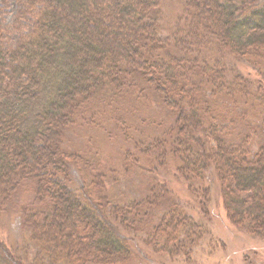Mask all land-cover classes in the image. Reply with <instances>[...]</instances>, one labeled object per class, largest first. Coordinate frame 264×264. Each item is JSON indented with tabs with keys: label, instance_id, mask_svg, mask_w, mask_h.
<instances>
[{
	"label": "trees",
	"instance_id": "obj_1",
	"mask_svg": "<svg viewBox=\"0 0 264 264\" xmlns=\"http://www.w3.org/2000/svg\"><path fill=\"white\" fill-rule=\"evenodd\" d=\"M183 2L178 31L162 38L161 0H17V17L35 22L11 47L0 39V215L19 210L44 264H130L145 258L143 245L187 261L208 234L191 211L207 215L210 176L228 223L264 237V83L245 82L227 63L264 62V0ZM143 95L171 119L164 128L144 120L161 136L135 140L128 111L91 123L113 126L130 147L116 178L107 183L93 149L65 150L76 114L139 107ZM169 167L196 199L189 214L172 180L156 174ZM135 169L152 176L138 199L127 184ZM0 264L25 263L0 241Z\"/></svg>",
	"mask_w": 264,
	"mask_h": 264
},
{
	"label": "rangeland",
	"instance_id": "obj_2",
	"mask_svg": "<svg viewBox=\"0 0 264 264\" xmlns=\"http://www.w3.org/2000/svg\"><path fill=\"white\" fill-rule=\"evenodd\" d=\"M183 6V0H161V6L156 14L160 37H172V34L178 31L173 28L183 17ZM18 7L17 0H0V39L2 37L5 44L9 47L15 45L22 36L29 33L35 22L34 17L29 14H23V17L21 15L20 18H18ZM227 63L245 82H258L261 84L262 81L264 83V62L254 65L243 59L240 61H228ZM136 93L138 96H141L143 91L138 89ZM142 98H145L146 104L144 103L142 106L136 107L135 103L132 102L131 105L124 106L127 110L116 109V106L113 105L110 106V109H104L92 115L86 112H84L85 116H83L82 113L76 114L74 116V124L67 129L68 131L63 140L65 150L68 153L83 154L86 150L93 149L101 161L99 172L107 178V183L108 179L112 180L116 178L119 173L124 172V170H122V165L118 163V159L120 155L125 152V150L130 149V147L124 145L120 138L111 135L112 133L117 134L113 126L106 123L104 130L102 126L93 127L94 125L91 123H95L98 120L100 121L104 114H107L108 117L113 116L115 110L117 111L116 114L126 113L128 111L132 114V119L129 120L131 128L137 129L135 133L137 137H135V140H138L141 138V135L143 136L144 133L149 131L147 123L149 121L144 120H152L160 124L163 128L169 125L168 121L170 118L167 119V115L163 116L161 114L163 112L158 102L149 100L144 95ZM88 112L92 113L93 111L88 110ZM110 122L115 125L114 121ZM143 131L146 132L143 133ZM157 131L158 132H153V130H151L149 133L151 136H153V134L160 136L163 134L162 130L161 133L159 130ZM254 145H252V147H254ZM143 165L145 166V164ZM159 170L158 168L157 172L154 169L157 175L159 172L163 174V178L160 179L172 180L171 187L173 188L172 194L174 202L181 201L183 203V211L189 214L193 206V200L196 199L192 194L190 195L185 185L174 181L176 178L175 168H171V170L167 169L165 171L166 173ZM130 172L129 173L133 175L130 176L129 174L132 179H130L127 184L130 190L129 194H131L132 198L138 199L137 197L146 195V191L150 192L149 181L152 179V176H149L148 173H142L140 174L141 176H137L139 174L136 172L139 171L136 169ZM77 175L78 178L74 177L73 179L72 187L74 188L77 187L78 179L82 181L80 178V176H82L81 173L77 172L76 177ZM145 177H147V180L144 179ZM153 177H155V175ZM118 178L121 179L120 176ZM122 179L120 183L127 179V177L125 176V179ZM204 181L205 184L203 182L202 185L205 186L206 189L211 188L212 191L209 199L203 198V201L206 202L207 206L205 209L208 213L205 216L199 215L197 210L191 211V214L197 222L207 223L208 234L202 237L201 241L197 243L198 246L193 249L189 259L186 261L185 258L177 256L178 254L174 251L172 252L173 254L170 253L171 251H167V253L163 251V255L158 254L150 251L148 246L143 245L141 251H144L145 258H136L137 261H132L130 264H264V237H248L239 230L234 229L225 217L222 200L220 199V193L216 187L214 177H206ZM120 183H117V185H120ZM146 183L148 189H145ZM114 193L116 198L121 197H117L120 195L118 192L115 191ZM122 196V201L126 202V200H130V197L126 194ZM201 200L202 199H200V201ZM115 202L118 203V200L115 199ZM18 215L19 210L13 213L0 215V241L6 244V247L14 257H19L25 264H44L47 261V255L45 256L35 244L28 241L26 236L28 237L29 233L26 229L24 230L21 228ZM203 219H207L208 221L206 222ZM170 255H172V257Z\"/></svg>",
	"mask_w": 264,
	"mask_h": 264
}]
</instances>
